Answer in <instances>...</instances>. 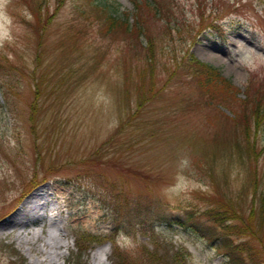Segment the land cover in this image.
<instances>
[{"label":"rangeland","instance_id":"374dc122","mask_svg":"<svg viewBox=\"0 0 264 264\" xmlns=\"http://www.w3.org/2000/svg\"><path fill=\"white\" fill-rule=\"evenodd\" d=\"M95 2L143 34H104ZM143 2L0 0V222L44 189L54 264H91L101 244L103 264H229L171 216L232 204L260 225L264 115L248 154L238 104L205 98L184 65H213L236 97L264 94V0H157L158 13ZM14 232L0 236V264L51 258L23 253ZM243 241L245 263L264 264V221Z\"/></svg>","mask_w":264,"mask_h":264},{"label":"trees","instance_id":"16d2710c","mask_svg":"<svg viewBox=\"0 0 264 264\" xmlns=\"http://www.w3.org/2000/svg\"><path fill=\"white\" fill-rule=\"evenodd\" d=\"M59 2L61 0H58ZM147 7L154 9V13H158L160 7L157 0H144L143 2ZM95 8L98 12V17L102 21L101 30L104 34L113 33L116 30H122L124 32L133 33L137 32V35L143 34L139 30L143 26L142 21L134 20L129 22L125 16H117L111 10L107 4L95 2ZM213 27H217L215 24H211ZM186 71L191 75V78L195 81L200 93L209 99H216L224 104L235 103L238 104L240 111H235L233 118L234 123L242 125V131L244 134V140L246 142L247 153L250 154L253 150V143L249 140V129L251 127L250 120H254L255 125H260L261 116L264 115V94L251 95L246 93L245 97H236V87L224 76L220 74L218 69L211 64L201 62L194 57L191 58L186 65H184ZM146 93L139 95L138 107L145 100ZM237 100V102L232 101ZM262 212L260 215L259 226L250 224L253 218L254 210L251 208L250 215L244 217L240 213V209L234 207L232 204H224L219 208H208L202 213L197 214L193 211H186L183 214L172 215V219L182 228L191 233H196L208 241L211 245H215L216 250L221 252V255L227 258L229 264H246L245 259L253 260V254L245 246L243 238L254 236L261 231L264 221V205H262ZM134 210H138L137 207ZM197 214V215H196ZM205 222H209V225H205L201 218ZM127 218L130 221L134 218H140V213L131 212L127 213ZM125 218L118 220L117 223L124 222ZM78 249H82L79 241H77ZM24 262L23 260L21 261ZM251 264H259L262 262H253Z\"/></svg>","mask_w":264,"mask_h":264},{"label":"bare ground","instance_id":"6f19581e","mask_svg":"<svg viewBox=\"0 0 264 264\" xmlns=\"http://www.w3.org/2000/svg\"><path fill=\"white\" fill-rule=\"evenodd\" d=\"M206 54H211L216 58V53L206 51ZM232 68H229L231 70ZM227 73V71L225 72ZM46 191L44 189H35L32 193L26 195L20 202L19 208L10 215L6 220L0 222V236L15 229L14 240L17 247L23 253L38 250L39 252L46 251V256L51 257L46 260L45 264H54L53 257L56 256V250L60 249L62 244L58 240L57 229L53 223L45 225L46 213L43 210L45 201L47 200ZM39 221L40 230L34 231L30 229L32 223ZM48 249V250H47ZM107 256V245L101 244L97 246L91 254V264H103L104 258ZM44 260H37V263L42 264Z\"/></svg>","mask_w":264,"mask_h":264}]
</instances>
